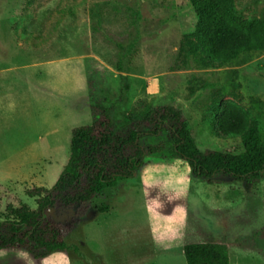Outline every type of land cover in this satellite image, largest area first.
<instances>
[{"label":"rangeland","instance_id":"rangeland-1","mask_svg":"<svg viewBox=\"0 0 264 264\" xmlns=\"http://www.w3.org/2000/svg\"><path fill=\"white\" fill-rule=\"evenodd\" d=\"M236 6L264 20V0ZM197 23L189 0H0V221L12 207L37 208L29 189L56 185L73 130L92 123L98 100L127 119L157 105L182 110L205 154L242 147L217 129L234 101L264 139V48L211 60L196 47ZM160 141L133 177L56 212L73 226L69 249L41 264H188L186 244L205 241L226 244L231 264H264V178L206 181L166 134L142 140ZM0 264L36 263L1 250Z\"/></svg>","mask_w":264,"mask_h":264},{"label":"trees","instance_id":"trees-1","mask_svg":"<svg viewBox=\"0 0 264 264\" xmlns=\"http://www.w3.org/2000/svg\"><path fill=\"white\" fill-rule=\"evenodd\" d=\"M189 2L198 18L196 47L211 60L232 61L254 48H264V20L242 17L236 0ZM115 108L99 100L92 105V123L73 130L70 158L56 185L29 189L30 196L38 197L37 208L12 207L0 221V251L30 254L36 264L67 251V235L73 226L61 223L56 212L88 206L106 188L133 177L143 166L147 151L155 153L166 147L163 141L145 145L142 140L147 137L166 134L174 143L173 152L185 158L193 173L206 181L218 174L256 183L264 178L263 136L258 128L251 127L248 111L234 101L222 104L217 129L222 137H241L243 145L210 154L198 148L190 121L178 108L157 105L145 115L128 119L125 110L117 117ZM100 209L106 212L109 206ZM184 252L188 264H231L224 243H189Z\"/></svg>","mask_w":264,"mask_h":264}]
</instances>
